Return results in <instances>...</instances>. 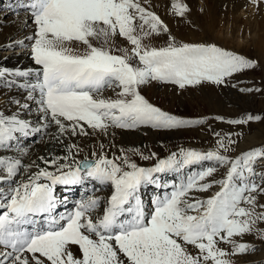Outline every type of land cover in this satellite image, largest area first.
<instances>
[{"label":"snow or ice","instance_id":"obj_1","mask_svg":"<svg viewBox=\"0 0 264 264\" xmlns=\"http://www.w3.org/2000/svg\"><path fill=\"white\" fill-rule=\"evenodd\" d=\"M26 7L36 25L34 35L26 39L32 41V58L40 68L35 82L21 87L28 99H36L34 94H38L43 123L32 127L17 115L0 112V148L16 140V134L39 133L52 124L59 133L70 131L72 135H88L85 125L106 132L109 127L170 130L202 124V120L179 118L153 105L141 94L140 86L150 80L175 83L180 88L202 82L222 85L235 73L255 67L254 61L216 45H177L171 36L167 47H148L145 38L169 29L140 0H28ZM173 8L179 15L188 11L179 2ZM116 35L133 45L132 56L115 55L104 46ZM101 38L104 45L100 47L91 42ZM81 44L85 46L82 54L74 47ZM29 75V71L0 67V78L5 80ZM106 89H119V98H106ZM16 103L23 109L29 107ZM231 143L218 141L224 151ZM77 148L71 145L70 157L40 158L55 171L36 165L39 170L27 180L16 182L7 191L0 188V248L4 249L0 264H125V260L127 264H231L227 259L230 253L218 247L220 242L232 244L231 254L239 255L256 249L236 243L234 236L258 231L264 239V230L255 228L257 221H264V212H256L253 195L264 193V173L256 172V165L264 164V148L235 159L220 151L182 149L179 156L172 153L151 168L139 167L125 156L127 170L106 156L77 162L72 152ZM153 157L155 153L143 158ZM69 158L72 163H60ZM201 161L227 167L225 178L208 180L217 169L204 168L157 196L152 211L146 212L139 194L142 186L167 187L155 174L179 172ZM22 167L19 159H0V171L7 174L0 176V183L11 181ZM86 179L113 187L103 215L93 219L100 207L98 197L78 202L67 214H55L59 203L55 186L78 185ZM214 184H219L220 190L207 199L190 195L207 192ZM73 245L79 247L80 258L70 250ZM188 245L197 249V254L190 253Z\"/></svg>","mask_w":264,"mask_h":264},{"label":"rangeland","instance_id":"obj_2","mask_svg":"<svg viewBox=\"0 0 264 264\" xmlns=\"http://www.w3.org/2000/svg\"><path fill=\"white\" fill-rule=\"evenodd\" d=\"M6 1L7 0H0V43L7 37L8 33L14 31L16 28V21L24 18V13L22 14V12L19 11H17L16 14H12V10L7 13L8 10H6V6H4L5 4L8 5L10 2L15 5L14 3H16L17 0H11L9 3H6ZM177 1L180 2L179 0ZM177 1L169 3L171 7L170 11H172L171 13L169 11L166 12L165 8L162 7L159 2L154 0H145V2H143V4H145L143 5L144 7H155L153 10L162 14L161 17L164 19V21L163 19L162 21L169 29L168 33L161 32L159 35L153 34L150 37L145 38L143 40L145 45L148 47H155L157 49L167 47L168 44L172 42L170 40V36L175 38L177 45L181 44L187 39V37L190 36L188 33L189 30H187V24L193 20L194 24L191 25L190 30L194 32H192L190 37L195 38L196 40L198 39L199 44L216 45L221 49L254 61L255 67L235 73L233 76L227 78L226 82L222 85L212 84L211 82H209V84L212 85H209L202 82L198 84V87L195 86V89L189 87V85H186V87L182 89L180 87H173L171 88L173 89L171 91H173L176 96L171 99H163L159 97L152 99L148 95L144 94L143 96L145 98L147 97L146 99L150 103L152 100V104L155 106L159 105L163 111L179 118L183 117V119L202 120L204 123L181 129L160 130L152 128V130H155V134L154 132H151L150 135L152 136L150 137H144V135H141L140 138L137 139L138 141H133L134 146L136 145L138 148L142 147V145L147 146L148 150L145 147L137 149L131 148V145H127L126 149H128L129 152H126V150L121 152L122 157L127 156L129 160L131 158L130 161L136 163L139 167H142L140 166V163H149L155 166L158 163V159H166L174 153V151L177 155H179L182 149L194 150L201 153L218 151V146L207 147L206 145L207 141L208 143L213 144L212 142L216 143L221 139L225 140V142H233L229 144L227 151L222 149L220 152L223 155H229L228 157L230 159L238 158L242 154L254 149L264 148V46L263 48L259 47V43L264 37V27L261 26L264 22V2L259 1L260 3L257 6L255 14L250 13V0H192V2L187 5L188 11H186L184 15H179L173 8V5L176 4ZM252 8L254 9L255 6H252ZM4 11L8 14L7 16L3 15ZM240 11H242L241 14ZM247 14H249L248 17H246ZM18 15L21 16L16 17ZM6 20L8 22H6ZM195 22L199 23V25L196 26L197 23ZM30 23H34L33 20H31ZM137 23H139V21H137ZM33 26L36 28L35 23ZM178 33H181L182 35ZM91 42L97 47L104 45L102 38L99 40L93 39ZM188 43L198 44L196 41ZM19 46L20 45L17 44L14 47ZM104 46L110 48L112 53L115 55H121V52H123L132 56L133 45H131L126 38L120 35L111 37L107 45ZM74 47H76L78 53H83L85 50V47L82 44L74 45ZM150 84L151 80L148 86H144V90L147 89ZM159 89L160 93L167 92L164 88ZM108 90L110 91V89H106L105 93ZM223 90H225V93ZM34 102L38 104L37 101ZM28 103H30L29 105L32 104V102ZM11 106L13 107L14 104H11ZM21 110L24 111L23 108ZM26 110L28 111V108H26ZM202 112L204 113L203 115ZM25 114L26 113H22V116L28 119L29 115ZM249 116L259 117V119L248 120L247 118ZM30 119L33 120V117ZM235 120H245L246 122L239 124L230 122ZM35 122L36 120H33L32 123L36 124ZM54 128L55 127H52L50 129L52 130ZM113 129L116 128L114 127ZM141 129L148 130L150 127L142 126L140 128L133 129V131L132 129L119 130L130 132V134H132L131 137L133 138V136L143 134H136V132ZM202 133H205L206 136H203ZM54 137H58L57 130L52 134L49 132L43 141L42 138L39 137L40 142L37 144L38 147L36 152H41L43 144L47 148L43 155L53 156L56 152L55 150L61 151L62 149H60V147L62 145L58 142V139H54ZM199 137L204 141L201 142L202 140ZM182 138H185V140ZM191 139L195 140L191 141ZM198 142L203 144H199ZM194 143L197 144L194 145ZM154 144H157V146L155 147ZM164 149L171 152H166ZM30 151L32 152L33 149ZM147 152H149V154ZM90 153L91 152H89V154ZM153 153H155V157L151 159L143 158L144 156L151 157L152 155L150 154ZM90 155L92 158V154ZM35 156L36 155H34V157ZM34 157L30 159V162H36L34 161ZM94 158L95 157H93V159ZM155 160H157V163ZM42 162L43 161H41V163ZM214 164L218 165L216 163ZM190 166L191 165L186 166L188 170L190 169ZM216 169H218V172L216 171L212 177L208 178V180L220 181L224 179L228 171L227 167L219 165ZM256 172L264 173V164L258 163L256 165ZM184 175L185 174L182 176ZM20 176L21 175L18 174L17 177L20 178ZM162 179H164V177ZM257 182H259L258 178ZM218 185L219 184H214L212 190H219L217 189ZM87 186L89 187V184L85 186L86 189ZM107 186L113 188L111 185ZM108 192L111 193L112 189ZM98 194L99 193H97V195ZM190 195L199 199H207L211 197L209 191L193 192ZM253 195L256 196V212H264V208L260 207V205H264V193H253ZM66 198L69 199V197ZM150 205L151 202L149 200L148 209L150 208ZM241 206L247 207V205L244 204ZM255 228L258 230H264V221H257ZM232 239L238 244L246 243L248 245H252L256 250L239 255L231 254L233 245L230 243L220 242L218 247L230 253L227 259L231 261V264H264V239L260 238L258 231L246 233L242 236H234ZM187 248L193 255L198 252V250L191 245H188ZM125 264H127L126 260ZM209 264H212V262L209 261Z\"/></svg>","mask_w":264,"mask_h":264},{"label":"bare ground","instance_id":"obj_3","mask_svg":"<svg viewBox=\"0 0 264 264\" xmlns=\"http://www.w3.org/2000/svg\"><path fill=\"white\" fill-rule=\"evenodd\" d=\"M10 1L11 0H7L6 3L7 2L9 3ZM18 1H21V0H17L16 3ZM154 1L159 2L161 4V6L165 8L166 12L169 11L171 13L172 11H170L171 7H170L169 3L170 2H176L177 0H154ZM179 1H180L179 3H182L183 5H186V6L188 5V3L190 4L192 2V0H179ZM259 1L264 2V0H257L256 3H253V0L249 1L251 3L250 13L256 14L257 6L260 3ZM143 2H145V0H140V3L142 4V6L145 5V4H143ZM16 3H14V4L16 5ZM12 5L13 4L11 2L8 5L7 4L4 5V6H6V10L9 9L7 11V13L10 12L11 10L13 11L12 14L15 12V10L13 8L10 9V7H12ZM252 6H255V8L253 9ZM18 7H19V5H18ZM145 8L147 10L155 13L157 16L160 17L161 20L163 19L161 17L162 14L160 12H156L153 10L155 7H151V8L145 7ZM5 11H4L3 15L7 16L8 14ZM252 11H254V12H252ZM241 13H242V11H240V14ZM20 16L21 15H18L16 17H20ZM248 16H249V14L246 15V17H248ZM211 17H212V15H211ZM193 18H194V16H193ZM31 20H33L31 14L28 12L24 13V18L16 21V28L14 29V31L8 33L7 37L0 43V67L12 69V70L18 69L21 71H29L31 73V75H29L28 77L10 76L7 80H5L4 78H0V112H2L6 116L17 115L20 119L29 121L30 124L32 125V127H40V125L43 123V121L41 120V113L39 111V105L34 102V101L38 102L39 96H38V94H34V95H36V99H28L27 91L25 90V88L21 87V85H23V84L34 83L35 82V72L37 70H39V68H40L39 65L35 64L34 59L32 58V54H31L32 41L26 39L27 37L33 36L35 31H36V28L33 26L34 23H32L33 25L30 23ZM195 20H197V19H195ZM163 21H164V19H163ZM6 22H8V21L6 20ZM195 23H197V22H195ZM192 24H194L193 20L187 24L188 29L186 28L187 30H189L188 33L190 36L192 35V32H194V31L190 30V27ZM197 25H199V23H197L196 26ZM261 26L264 27V22H263V25H261ZM178 34L182 35L181 33H178ZM18 35H20L21 37ZM180 35H178V36L181 37ZM190 36L187 37V39L185 41H183V40L182 41L184 43H188V42H192V41H196L198 43V39L196 40L195 38H192ZM201 41H203V40H201ZM238 41H240V40H238ZM20 42H23V43H20ZM183 42L181 44H183ZM17 44H19L20 46L14 47ZM263 46H264V37L261 40V42L259 43L260 48H263ZM121 55H125V53L121 52ZM149 83H150V81L144 85H141L140 86V92L142 95L146 94L152 99L153 98L156 99L157 97L163 98V99L164 98H170L171 99V98L176 96V94H174L173 91H171V90H173L171 88H173V87L178 88L179 87V85L175 84V83H171V82L167 83L166 81L152 80L149 87L144 90V86L145 85L148 86ZM204 83L209 84V82H204ZM212 84H209V85H212ZM195 86L198 87V85H189V87L194 88V89H195ZM159 88H164V90H166L167 92L166 93H160ZM118 91H119V89H116L115 91L110 89V91L108 90V91H106V93L104 92V96L106 98H110V99H117V98H119L117 96ZM156 91L158 92V94ZM223 91L225 93V90H223ZM161 92H163V91H161ZM17 101H19L20 104L26 103L29 105L30 103H28V102H32V104L29 105L28 111L26 109H24V111H22L21 110L22 108H20V106L16 103ZM152 102L153 101L151 100V103ZM11 104H14V106L12 107ZM157 107L161 108L159 105ZM22 113H26L25 115H29L30 117L28 116V119H26L25 117L22 116ZM203 114L204 113L202 112V115ZM31 117H33V120H36V122H35L36 124L32 123L33 120L30 119ZM66 123H70V122H66ZM52 127H55V128L51 130L50 128H52ZM85 127H86L87 132L89 133L88 135H82V134L72 135L70 131L67 133L61 134V133H59L58 128L55 124H52L47 129H42V131L39 133L31 134L28 136L16 134L17 139L9 142L10 144L15 143L16 146H17V144H20V143L21 144H28L30 147H28L27 149L21 148V147H18L15 149V146L12 149L11 148L7 149V146L0 148V159H4L7 161H14L16 159H19L22 163V166H24L21 168V172L19 173L21 175L20 178L17 177L18 176L17 175L16 177L12 178L11 181H7V180L3 181L2 183H0V188H3V190L7 191L8 188L10 186H13L16 182H22L24 180H27L29 175H31L32 173L39 170L36 167V165H39L40 168H47L49 171H55L54 167L46 165L43 162L41 163L42 160L40 158L44 157L45 159L51 160V159L56 158V157H70L69 148L71 147V145H77L78 146L77 149H72V152L75 153V161H77V162L84 161L85 159H88L90 161H95L101 157L106 156L109 159L117 160L118 163H121L122 166H124L126 168V165H123V157L124 156L122 157L121 152H124V150H126V152H129V150L126 149L127 145H131V148H137V149H142L145 147L148 150L147 146L142 145V147H140V148L136 147V145L134 146L133 141L140 138L141 135H144V137H150V136H152V135H150V133L155 131V130H152L151 127L148 130H142L141 129V130L137 131L136 134L137 133H143V134H138L136 136H133V138H132L131 137L132 134H130V132H125V131L119 130L121 128L115 127L116 129H113L114 127H109L106 132H103V131L98 130V129L89 128L86 125H85ZM56 130L58 132V138H59L58 142L62 145L60 147V149H62V150L61 151L55 150L56 152L53 156L52 155H49V156L43 155L44 152L47 150L46 146H44V144H43L41 152L37 153L36 149H37L38 145L35 143V142H37V141H35V139L37 140L39 137H41L42 141H43V140H45V138L49 132H50V134H52ZM160 130H163V129H160ZM132 131H133V129H132ZM157 133H159V132H157ZM154 134H155V132H154ZM202 134H203V136H206L205 133H202ZM159 136H160V134H159ZM199 138H196V139H199ZM22 139L29 140L30 142H26L25 140L23 141ZM182 139L185 140V138H182ZM194 140L195 139H191V141H194ZM203 141L204 140H202L201 142H203ZM212 143L213 144L208 143V141H207L206 146L207 147L218 146V148H219L218 142H216V143L212 142ZM196 144L197 143H194V145H196ZM199 144H203V143H199ZM138 145H139V143H138ZM154 145H155V147L157 146V144H154ZM31 149H33L32 152L30 151ZM164 150L166 152H171V151L166 150V149H164ZM183 150H186V149H183ZM221 150L222 149H220V148L218 149V151H220V152H221ZM89 152H91L90 154H92V158L90 157L91 155L89 154ZM147 153L149 154V152H147ZM174 153H175V151H174ZM34 155H36V156L34 157ZM150 155H152V154H150ZM33 157L35 158V160H34V161H36L35 163L30 162V159ZM93 157H95V158L93 159ZM117 158H120V159H117ZM140 158H142V157H140ZM130 160H131V158H130ZM156 161L157 160H155V162ZM205 162H207V161H205ZM60 163H72V159L69 158L67 160H61ZM28 165H32V167L30 169H26V166H28ZM140 166L146 167V168L153 167V165H151L149 163H145V164L140 163ZM200 166H201V164L198 163L196 165H193L192 167L190 166L189 170L187 169V167H184L179 172L181 174H183V173H186L188 170V172L191 173V175H193L191 169H194V168L198 169V168H200ZM126 170H127V168H126ZM216 171L218 172V169ZM167 172L168 173H172V172L176 173L177 171H167ZM167 172L155 174L158 177V179L161 178V180L159 181L160 184H163V181H171V182L176 183L177 181L175 180V178H169V180L167 178H166V180L162 179L163 177L165 178V175ZM6 175H7L6 172L0 171V176H6ZM174 175H176V174H174ZM219 177H220V174H219ZM42 182H45V181H42ZM84 182H88L89 185L91 184L92 189H96L93 197H98L100 199V202H101L102 198L105 199V201H102V204H103V207H106L107 201L113 192V188H111L110 186H107V185H101L99 182L92 180V179H86ZM76 186L77 185L70 186V187H75V188H73V189L68 188V189L75 191L78 189V187H76ZM146 186H147L146 184L144 186H142L143 189H145ZM103 189H105V191H103ZM111 189H112V192L111 193L108 192ZM212 189L213 188H211L209 190V194L212 193V191H213ZM57 190H58V188L56 185L55 186V192H57ZM106 190H107V192H106ZM145 191L146 192L140 191L139 194H143L147 198H148V193L151 194V192H155L157 195L162 194L158 189H155L153 187H147L145 189ZM164 191H167V190L165 189ZM97 193H99V194L97 195ZM143 195H141V199L143 200L144 205L146 206L148 203L147 200H149V199L144 198ZM66 197H68V196H65L64 199H62V200H67V201L73 200L70 198L68 199ZM60 204H62V203H60ZM65 204L67 205V207L73 206V205H71V202L70 203L67 202ZM65 204H63V205H65ZM57 206H59V204ZM73 210H74V208H70V209H63L61 211V213H60V211L58 213L56 211L55 212L57 215L58 214L64 215V214H67L68 212L73 211ZM96 215H98V216L93 218L94 220L97 219L98 217L102 216L103 214H96ZM113 244L115 247L114 242H113ZM2 250H4V249L0 248V251H2ZM70 250L72 251V253L74 254L75 257H77V258L81 257V251H80L78 246H75V245L70 246ZM194 254H196V253H194Z\"/></svg>","mask_w":264,"mask_h":264}]
</instances>
